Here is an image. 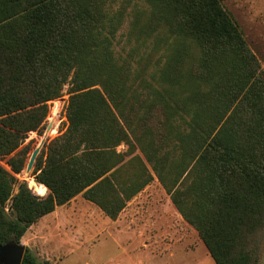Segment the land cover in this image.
<instances>
[{"label":"trees","instance_id":"trees-1","mask_svg":"<svg viewBox=\"0 0 264 264\" xmlns=\"http://www.w3.org/2000/svg\"><path fill=\"white\" fill-rule=\"evenodd\" d=\"M223 1L0 0V245L78 195L115 220L156 178L215 264H261L264 70ZM126 15L166 45L150 78V57L116 56ZM65 85L38 195L26 140ZM21 264L52 263L25 247Z\"/></svg>","mask_w":264,"mask_h":264},{"label":"rangeland","instance_id":"rangeland-1","mask_svg":"<svg viewBox=\"0 0 264 264\" xmlns=\"http://www.w3.org/2000/svg\"><path fill=\"white\" fill-rule=\"evenodd\" d=\"M223 6L264 70V0H224ZM165 49V43L157 41L154 35L143 41L132 28L130 15H126L114 41L116 56L128 57L133 53L137 59L150 57V78L157 74ZM67 87L62 96L49 102L47 123L56 116L54 127L63 121ZM42 135H29L26 141L34 139L33 150ZM126 149L124 144L117 148ZM26 167L18 176L20 181L40 194L39 185L29 180L33 168L27 173ZM117 218L112 223L95 204L78 195L61 207L56 216L35 223L26 234L28 244L24 245L40 261L52 264H215L198 232L183 219L156 178L127 202ZM111 231L123 234L113 237ZM260 261L264 264V240Z\"/></svg>","mask_w":264,"mask_h":264},{"label":"water","instance_id":"water-1","mask_svg":"<svg viewBox=\"0 0 264 264\" xmlns=\"http://www.w3.org/2000/svg\"><path fill=\"white\" fill-rule=\"evenodd\" d=\"M56 116H53L50 122L48 123L40 142L33 150L30 159L27 163V173H29L36 161L38 154L40 153L41 149L43 148L45 141L51 131L54 129ZM20 188V186H19ZM18 188V189H19ZM25 247L22 244H17L15 241L11 240L6 244L0 245V264H21L22 257L24 254Z\"/></svg>","mask_w":264,"mask_h":264},{"label":"crops","instance_id":"crops-1","mask_svg":"<svg viewBox=\"0 0 264 264\" xmlns=\"http://www.w3.org/2000/svg\"><path fill=\"white\" fill-rule=\"evenodd\" d=\"M58 128V126L57 127H54V130H56ZM40 187H41V193H42V191H43V187H42V185L41 184H39V183H37ZM35 193V192H34ZM40 193V194H41ZM36 194V193H35ZM39 195V194H38ZM63 206H65V205H61V206H57L56 208H55V210L53 211V212H51V213H49V214H46L45 216H43V217H41L39 220H38V222H40V221H42V220H46L47 218H49V217H53V216H56V213L58 212V211H60V208L61 207H63ZM109 218V217H108ZM110 219V218H109ZM118 219V218H117ZM117 219H115V220H112V219H110L111 220V222L112 223H115V222H117L118 220ZM117 220V221H116ZM37 222V223H38ZM36 223V224H37ZM33 226H35V224L34 225H32L28 230H27V232L25 233V235L23 236V238L21 239V244L25 247V245L24 244H28V243H26V234L27 233H30V230L33 228ZM112 232V236L113 237H117L118 235H120V234H123L122 232H120V233H114L113 231H111ZM28 237V236H27ZM26 238V239H25Z\"/></svg>","mask_w":264,"mask_h":264},{"label":"bare ground","instance_id":"bare-ground-1","mask_svg":"<svg viewBox=\"0 0 264 264\" xmlns=\"http://www.w3.org/2000/svg\"><path fill=\"white\" fill-rule=\"evenodd\" d=\"M48 125V124H47ZM56 125H57V122H56ZM47 127V126H46ZM46 129V128H45ZM45 131V130H44ZM54 131V129L51 131V132H53ZM44 133V132H43ZM37 191L38 192H40L41 193V187L40 186H38V188H37Z\"/></svg>","mask_w":264,"mask_h":264}]
</instances>
